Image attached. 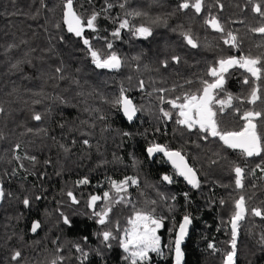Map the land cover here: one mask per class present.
I'll use <instances>...</instances> for the list:
<instances>
[{"label": "trees", "instance_id": "1", "mask_svg": "<svg viewBox=\"0 0 264 264\" xmlns=\"http://www.w3.org/2000/svg\"><path fill=\"white\" fill-rule=\"evenodd\" d=\"M180 2L74 0L82 18L99 13L97 31L85 29L83 36L102 57L110 52L120 57L121 67L110 70L97 68L82 38L68 32L64 0H0V108L4 109L0 112V185L5 191L0 204V264H52L54 260L57 264H130L121 242L138 210L162 219L161 254L150 253L145 264H175L173 245L185 215L192 223L182 249L183 264H224L225 253L231 250L230 219L240 195L245 196L249 213L239 225L235 264H264V218L250 211L253 207L264 211V152L247 157L218 138L205 140L198 128L189 130L176 123V110L164 102L196 92L203 81L213 82L209 69L218 67L222 58L253 56L264 63V34L251 31L264 18L251 10L248 0H221L223 10L214 6L215 0H205L200 14L191 8L179 10ZM134 12L144 15H127ZM209 12L237 36V48L226 45L224 35L204 23ZM156 17L167 24L151 25L152 35L147 38L127 29L121 30L119 38L111 35L122 19L148 26ZM183 31L192 33L197 48L187 45ZM173 56H179L180 62ZM233 70L234 74H223V88L215 93L217 100L231 94L232 106L222 114L217 111L216 118L222 128L238 130L244 124V111L264 113V103L251 105L246 100L256 85L264 93V77L246 85L248 74L239 67ZM121 89L137 109L133 121H127L122 106L115 103ZM219 107L214 102V110ZM161 109L171 111L172 118L163 117ZM35 113L41 115L40 121L33 119ZM262 121L264 115L255 123L264 136ZM152 144L180 152L198 174L199 187L188 186L162 154L152 160L146 152ZM26 156H34L35 162ZM234 166L245 170L243 189L235 186ZM163 175L174 182L163 181ZM126 177L137 183H129L118 194L123 199L115 202L117 194L110 182ZM85 178L89 183H78ZM104 192L112 199L98 200L95 211L106 204L111 211L100 225L90 201ZM25 198L30 201L27 207L22 203ZM37 221L40 227L32 232ZM103 230L113 234L110 247L102 240ZM15 251L21 252L19 261L11 259Z\"/></svg>", "mask_w": 264, "mask_h": 264}, {"label": "snow or ice", "instance_id": "2", "mask_svg": "<svg viewBox=\"0 0 264 264\" xmlns=\"http://www.w3.org/2000/svg\"><path fill=\"white\" fill-rule=\"evenodd\" d=\"M251 4V10L258 14L261 18H264V0H259V2H254V0H248ZM121 8L124 7L123 4L120 5ZM205 0H181L178 4L179 10H188L193 9L196 14H200L205 10ZM215 7H218L220 10H223L224 5L221 3V0H215ZM64 23L67 25V30L70 33H73L76 37L82 38V43L87 46V50L91 55L92 62L97 68L101 69H110L116 70L121 67V59L114 52H110L106 56L100 54L99 50L93 49L90 40L83 36L85 29L91 30L93 32L97 31V18L99 13H92L87 18H82L77 14L74 9V0H64ZM108 7H111L109 4ZM129 16H140L144 15L140 12L128 13ZM167 24L166 20L161 21L159 17L150 19L149 25H133L129 19H122L119 21L118 28L114 30L111 35L113 37L119 38L121 35V30H129L134 35L139 37L147 38L152 35L153 24ZM204 23L210 27L212 30L221 33L224 35V43L230 47L237 48L239 46L237 36L230 31H226L223 26V23L218 15H213L211 12L208 13L207 17L204 20ZM175 31V29H173ZM251 31L264 34V23L259 27L252 28ZM183 40L190 45L192 48H197L199 45L194 39L190 31L181 32ZM108 49L112 48V44L108 43L106 45ZM173 60L177 63L180 62L179 56H173ZM218 67L213 66L209 69V75H211L214 80L213 82L203 81V87L198 89L196 92L187 93L182 96H176L172 99L165 100L164 102L168 103L172 109L176 110L178 119L176 123L186 126L189 130L197 129L199 132L204 133L202 137L207 140L209 136L213 138H218L219 141L223 143L229 149H238L241 154L247 157L260 156L264 152V136L257 131V124L255 121L260 119L264 113L257 111L255 109L246 110L241 114V119L244 121L243 126L238 130H229L221 127L220 122L217 120V111L221 114L224 112L225 108L232 106V96L227 94L225 99H216V90L222 89L224 84V73L232 67L239 66L244 69L247 73L250 74L255 81H261L264 77V63L261 61V57L253 56H241L237 57H226L220 59L218 62ZM165 66L166 63H165ZM57 72H61V68L56 69ZM244 83H248V80L245 79ZM143 85V81H141ZM160 91H164L161 89ZM261 88L259 85H256L252 88L249 95L246 97L247 103L251 105H256L257 101L262 100ZM164 100L163 97H161ZM214 102L220 107L217 110H214ZM116 104L121 105L125 115L129 120L133 118L137 109L132 104L131 100L124 95V90L121 89L120 96L115 101ZM4 109L0 108V112H3ZM234 111L239 112V109H234ZM163 117L167 119L172 118L171 111H166L161 109ZM33 119L36 121L41 120V115L35 113ZM264 123V121H262ZM31 131V129H29ZM85 144L88 141H84ZM16 149H19V145H16ZM146 152L149 156L154 155L155 153H163L168 160H170L173 166L176 168L178 175L183 177L189 184L194 188L199 187V180L197 178L196 171L188 166L185 161V158L178 151H172L167 149L166 146L159 144H152L147 147ZM35 162L36 158L34 156L24 157ZM16 160H21L20 156L15 157ZM215 162V161H213ZM23 167V165H20ZM264 170V169H262ZM233 171L235 173V186L236 188H244V175L245 170L240 166H234ZM162 180L168 182L169 184L173 183V179L169 175H163ZM78 183L87 184L89 181L87 178L78 181ZM111 186L115 190L117 197L115 202H119L123 197H120L118 194L127 190L129 183L136 184L137 180L132 177H126L122 181H111ZM67 195L72 199L73 203H78L76 197L72 192H68ZM5 198V191L2 185H0V201ZM104 199L109 201L112 199L109 192H104L103 197L101 196H92L90 205L94 209V214L98 217V223L104 225L107 222V217L111 208L106 204L105 208L99 212L95 211V204L98 200ZM39 199V197H37ZM22 203L27 207L30 204L29 199L25 198ZM155 203V201H153ZM251 214L256 217L264 218V211L259 207H253ZM249 213V209L246 206L245 196L240 195L238 199L234 202V211L230 219L231 225V250L225 253L224 264H235L236 256V240L238 236L239 224L243 221L246 215ZM63 222L65 224L69 223V220L66 216H63ZM192 223L190 216L185 215L183 217V222L179 225V230L174 241L173 250L175 254V264H183L184 253L181 249V244L184 241L185 236L188 232V226ZM130 228L125 230L124 239L121 242V247L124 252L128 254L126 257L130 260V264H145L146 261L150 259L149 253L155 252L157 255L161 254L160 249V237L156 235V230L162 227V219L154 217L151 211L138 210L135 212L134 218L129 220ZM40 227V223L34 222L32 225V232ZM113 234L110 230L102 231V240L105 242L107 247L111 245L108 243L113 239ZM209 247L216 251L214 244H209ZM78 250H80L78 248ZM11 259L13 261H19L21 259V252L15 251ZM52 264H57V261L54 260Z\"/></svg>", "mask_w": 264, "mask_h": 264}, {"label": "water", "instance_id": "3", "mask_svg": "<svg viewBox=\"0 0 264 264\" xmlns=\"http://www.w3.org/2000/svg\"><path fill=\"white\" fill-rule=\"evenodd\" d=\"M131 100V99H130ZM131 102H132V100H131ZM132 104H133V102H132ZM122 115H123V117L127 120V121H133L134 120V118H135V115H136V113H135V115L133 116V118L131 119V120H129L128 119V117L125 115V113H124V111H123V108H122ZM158 154H162L163 155V157L165 158V160L167 161V163L177 172V170H176V168L173 166V164H172V162L170 161V160H168V158L163 154V153H155L154 155H152V156H149L152 160H154L155 159V157H156V155H158ZM185 161H186V159H185ZM186 163H187V161H186ZM188 164V163H187ZM188 166H190L189 164H188ZM191 167V166H190ZM178 173V172H177ZM197 174V173H196ZM180 178H182L185 182H186V184L188 185V186H190V187H192V188H194L191 184H189L183 177H181V176H179ZM197 178H198V180H199V177H198V174H197ZM1 202L2 201H0V204H1ZM244 221V220H243ZM243 221H241L240 222V224L243 222ZM239 224V225H240ZM189 231H190V225L188 226V232H187V235L185 236V238H184V241H183V243L181 244V249H183V245L185 244V242H186V240H187V237H188V234H189ZM178 233V232H177ZM239 239V230H238V236H237V240ZM183 251V250H182ZM174 259H175V254H174ZM183 260H184V258H183Z\"/></svg>", "mask_w": 264, "mask_h": 264}, {"label": "flooded vegetation", "instance_id": "4", "mask_svg": "<svg viewBox=\"0 0 264 264\" xmlns=\"http://www.w3.org/2000/svg\"><path fill=\"white\" fill-rule=\"evenodd\" d=\"M237 67H239V66H236V67H232V68H229L225 73L226 74H234V70L233 69H236ZM240 68V67H239ZM242 69V68H241ZM244 72H246L244 69H242ZM224 73V74H225ZM247 73V72H246ZM248 75V83H244V84H246V85H248L249 83H250V81H251V79H254V78H252L251 76H250V74L249 73H247ZM224 81H225V79H224ZM224 85V84H223ZM238 150V149H237ZM188 163V162H187ZM245 220V219H244ZM244 222V221H243ZM239 237H240V234H239ZM239 240V239H238Z\"/></svg>", "mask_w": 264, "mask_h": 264}, {"label": "rangeland", "instance_id": "5", "mask_svg": "<svg viewBox=\"0 0 264 264\" xmlns=\"http://www.w3.org/2000/svg\"><path fill=\"white\" fill-rule=\"evenodd\" d=\"M160 229H161V227L158 228V229L156 230V235H157V236H159V230H160ZM160 244H161V243H160ZM150 253H153V252H150ZM150 253H149V254H150ZM149 254H148V255H149Z\"/></svg>", "mask_w": 264, "mask_h": 264}, {"label": "bare ground", "instance_id": "6", "mask_svg": "<svg viewBox=\"0 0 264 264\" xmlns=\"http://www.w3.org/2000/svg\"><path fill=\"white\" fill-rule=\"evenodd\" d=\"M247 18H249V17H247Z\"/></svg>", "mask_w": 264, "mask_h": 264}]
</instances>
